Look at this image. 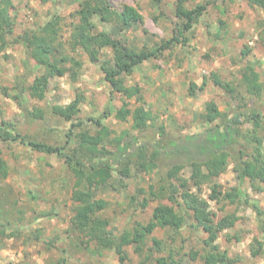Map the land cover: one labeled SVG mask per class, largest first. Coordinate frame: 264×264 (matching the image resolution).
<instances>
[{
    "label": "rangeland",
    "instance_id": "obj_1",
    "mask_svg": "<svg viewBox=\"0 0 264 264\" xmlns=\"http://www.w3.org/2000/svg\"><path fill=\"white\" fill-rule=\"evenodd\" d=\"M84 1L12 0L15 31L9 37V45L0 49V127L4 122L9 123L14 126L9 128L10 132L21 138L64 146L72 124L83 122L73 130L74 141L68 145L71 150L77 147L82 132L95 134L99 130L88 119L103 117L104 125L114 132L113 137L122 136L125 142L128 137L139 135L142 141L149 142L147 152L150 153L155 143L165 144L176 137L201 133L221 123V119L207 109L209 103L217 105L223 113L236 107L245 111L256 107L264 111V3L251 0H184L188 9L198 5L207 8L186 34L188 43L176 44L126 76L127 86L140 88L142 94L141 100L138 97L130 100L131 108L143 107L153 117L143 127V132L133 128L132 118L127 121L116 118L124 97L112 91L104 79L101 63H92L82 51L71 53L83 63L77 76L69 73L52 78L46 98H32L29 88L43 70L34 60H28L17 38L34 32L56 15L63 18V41L70 49L69 40L79 21L77 12ZM179 1L162 0L158 5L154 0H111L114 9L132 6L143 19L126 27L117 21L99 24V27L131 46L153 49L183 27V21L176 13ZM103 52L102 62L111 59V50ZM245 67L253 68L260 76L263 87L260 98L249 94L242 84ZM213 74L230 83L235 92L230 94L215 85ZM17 81L26 89L28 111L22 109L15 97ZM78 96L83 101L72 121L51 113L53 106L68 105ZM37 111L45 118L33 120L29 117L30 112L39 116ZM253 130L250 122L241 127V132L246 135ZM257 136L264 150V129H259ZM246 139L242 137V142L246 143ZM105 146L107 150H113L112 137ZM0 151L9 169L8 178L0 179V224L6 229L0 241V264H156L157 258L167 256L166 249L172 243L175 257L182 264H264V251L258 256L252 254L259 247L255 240L264 239L257 214L240 201L232 204L227 198L219 203L212 200L213 183L205 184L200 194L208 200L216 219L228 215H236L239 219L232 229L220 235L216 242L220 253L210 257L211 262L203 259L202 240L207 234L190 225L178 234L169 228L157 229L148 237L143 253H137L135 246H129L126 248L127 259L121 262L114 251H99L95 245H84L83 239L72 232V219L78 205L72 200L76 179L62 156L40 153L20 141L1 138ZM180 176L190 178V168H185ZM160 181V173L156 171L130 179L113 175L96 190V197L108 202L107 210L99 216L108 220L110 233L120 235L126 228L146 225L156 206L172 204L168 194L151 200L150 185L159 190ZM216 183L221 186L222 197L238 185L234 164L229 165ZM256 185L263 191L254 190L249 181L244 189L264 212V183ZM141 188L145 193H138ZM193 192L197 190L193 189ZM147 198L149 204L143 209L142 204ZM228 235L234 237L228 240ZM155 239L162 240L161 250L154 248Z\"/></svg>",
    "mask_w": 264,
    "mask_h": 264
},
{
    "label": "trees",
    "instance_id": "obj_2",
    "mask_svg": "<svg viewBox=\"0 0 264 264\" xmlns=\"http://www.w3.org/2000/svg\"><path fill=\"white\" fill-rule=\"evenodd\" d=\"M48 2L49 0H42ZM156 4L162 0H154ZM264 3V0H251ZM185 1L180 0L177 5V17L183 21V27L178 30L171 39L163 41L153 49H139L122 40L113 37L107 30H101L99 24H109L117 21L126 27L131 23L142 21V15L132 6H123L122 10H116L111 0H85L77 12L78 23L74 25L71 38L66 48L63 41V18L54 16L46 24L40 26L34 32H27L17 38V43L22 44L28 60H34L43 73L37 76L29 88L32 98L44 100L52 78L63 77L66 74L78 75V70L83 67L82 61L71 53L79 51L88 55L92 63L100 64L104 73V79L113 92L120 93L123 97V106L117 111L116 118L121 121L133 119V128L138 132L144 131L143 127L153 120L151 112L143 107L131 108L130 100L138 97L142 99L141 90L138 87H129L126 84V76L132 74L135 69L145 61L158 58L164 51L173 48L176 44L188 43L187 33L206 11L205 5L188 9ZM14 5L12 0H0V49L6 48L10 41V35L15 31V18L13 16ZM111 50V59L102 62L103 51ZM242 84L252 96L261 97L263 87L259 74L251 67L243 70ZM214 84L232 94L235 88L223 81L217 74H213ZM16 99L22 109L28 111L26 89L17 81ZM82 97L78 96L70 104L55 105L51 113L61 116L67 121H72L79 113ZM207 109L214 112L221 123L209 127L204 132L188 134L176 137L165 144H150L141 140V137H128L125 142L122 136H115L103 123V117H90L89 122L96 125L99 130L92 134L84 131L78 136L76 148L69 149L68 145L73 140V130L81 126L83 122L73 123L67 134V144L53 146L41 141L21 138L15 135L9 128L12 124L3 123L0 127V138L4 141H20L28 145L34 151L45 154H59L65 160L68 169L75 177V187L72 200L78 203L75 215L72 219V232L82 238V243L87 246L95 245L97 250L114 251L121 262L127 259L126 248L135 246L137 253H143L147 239L157 229H172L178 234L185 226L202 230L207 238L202 240L205 256L203 259L211 262L210 257L220 253V247L216 244L220 235L232 229L238 222L236 215H228L220 220L210 210V204L200 193L207 183H213L211 199L217 203L224 199H230L232 204L237 201L251 207L257 214L259 230L264 238V212L260 204L246 194L244 185L250 182L257 191L263 188L256 184L264 183V150L262 141L258 139L259 129H264V111L259 108L243 110L241 107L230 108L223 113L214 103L207 104ZM39 116L30 112L32 119H44L42 112ZM39 117V118H38ZM245 122L253 124L254 130L249 135L241 132ZM112 137L115 146L113 150H107L105 142ZM246 137L247 142H242ZM152 145V144H151ZM230 164H234L237 173L238 185L223 197L221 186L216 183L217 178L223 174ZM190 168L191 176L188 179L180 176L185 168ZM159 172L161 186L155 190L150 185L151 200L164 198L168 194V200L172 204H159L153 210L151 219L146 225L138 224L130 229H125L120 235L109 232V222L99 216V213L107 210L108 202L96 197V190L105 185L113 175L130 179L132 176H140L142 173ZM9 169L7 162L1 156L0 151V179H7ZM196 189L197 192H193ZM145 193L140 189L138 193ZM149 198L145 199L142 207L146 209ZM192 221L190 224L189 221ZM6 234L3 224H0V241ZM239 236V235H238ZM234 236L228 235V240ZM236 238L237 235H236ZM176 237L172 239V242ZM258 249L252 254L258 256L264 251V239L255 240ZM162 249V240H154V248ZM167 256L157 258L156 264H182L175 257L173 243L166 249ZM210 264V263H209Z\"/></svg>",
    "mask_w": 264,
    "mask_h": 264
}]
</instances>
